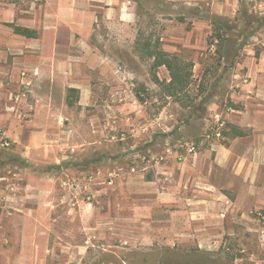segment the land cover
<instances>
[{
  "label": "rangeland",
  "instance_id": "obj_1",
  "mask_svg": "<svg viewBox=\"0 0 264 264\" xmlns=\"http://www.w3.org/2000/svg\"><path fill=\"white\" fill-rule=\"evenodd\" d=\"M131 1L134 26L102 22L96 31L119 73H94L88 77L92 88L75 95L54 91V112L63 116L47 137L23 141L0 132V264L33 257L45 264H264V214L233 221L209 256L197 240L180 235L185 219L177 226L169 217L165 224L157 207L166 166L191 160L192 145L197 153L212 149L207 132L216 114L227 129L232 66L217 52L212 20L237 27L247 16L264 17V0ZM224 34L235 37L232 30ZM123 35L126 41L118 42ZM254 36L259 41L250 38L247 46L259 53L264 25ZM146 43L192 65L186 95L172 98L154 81L167 83L170 75L154 67ZM202 100L205 119L188 118L189 108ZM30 140L38 146L28 148ZM19 159L40 172L52 165L60 170L43 175Z\"/></svg>",
  "mask_w": 264,
  "mask_h": 264
},
{
  "label": "crops",
  "instance_id": "obj_2",
  "mask_svg": "<svg viewBox=\"0 0 264 264\" xmlns=\"http://www.w3.org/2000/svg\"><path fill=\"white\" fill-rule=\"evenodd\" d=\"M135 5L131 0H0V132L23 141L47 137L63 116L54 112V91L80 93L92 88V74L119 73L96 31L102 22L134 26ZM237 59L223 142L188 162L166 166L163 203L157 205L165 224L169 217L177 226L185 219L188 226L180 235L197 240L206 254L220 249V236L231 231L233 221L264 214V47L257 53L248 45ZM30 141L28 148L38 146ZM45 261L33 257L16 264Z\"/></svg>",
  "mask_w": 264,
  "mask_h": 264
},
{
  "label": "trees",
  "instance_id": "obj_3",
  "mask_svg": "<svg viewBox=\"0 0 264 264\" xmlns=\"http://www.w3.org/2000/svg\"><path fill=\"white\" fill-rule=\"evenodd\" d=\"M220 21H222L220 17H214V19L212 20L213 26H216V29H214V31L216 32L217 29L219 31L218 35H216V39L220 44L217 52L220 55L221 59L230 61V65L233 67L235 59L239 56L241 50H243L247 46L249 39L255 35V33L260 29L261 26L264 25V17L247 16L246 19H242L243 25H239L237 27L234 25L231 26L229 21H227L229 24L225 22L217 26ZM238 28H240L242 31L240 32ZM228 30L235 31V37H232V39L225 37L224 33L228 32ZM16 31L21 34H31L27 30H22L19 28H16ZM149 45V43L145 44V50L148 51L147 56L154 59V67H165L170 75V81L167 83L160 82V79L156 76L154 77V81L160 85L164 84L165 91L172 98H179L182 95H186L191 84L192 65L184 62L180 57L176 55H170L165 51H151ZM68 93L70 95H75L78 94L79 91L77 89H69ZM69 94L67 102L68 105L71 106L74 105V101L71 96H69ZM206 108L207 105L204 100L199 101V103H194L193 107L189 108L191 112L189 111L188 118L201 120L202 118H204V115L207 111ZM171 135L173 136L172 133L170 134V136ZM19 160L22 163L23 168L33 170L34 172H38L43 175L52 174L60 170L59 166L52 165L40 172L37 168L27 163L24 159ZM208 255L211 256V254Z\"/></svg>",
  "mask_w": 264,
  "mask_h": 264
},
{
  "label": "built area",
  "instance_id": "obj_4",
  "mask_svg": "<svg viewBox=\"0 0 264 264\" xmlns=\"http://www.w3.org/2000/svg\"><path fill=\"white\" fill-rule=\"evenodd\" d=\"M204 119H205V117L202 120H204ZM215 119H216L215 125L210 127L208 129V132H207V138L212 140V144L218 143L224 138L223 133H224L225 123L221 120V116L219 114L215 115ZM213 141H215V142H213ZM196 152L197 151H196L195 145H192L188 148V153L196 154ZM179 159L184 160L185 156H180Z\"/></svg>",
  "mask_w": 264,
  "mask_h": 264
}]
</instances>
